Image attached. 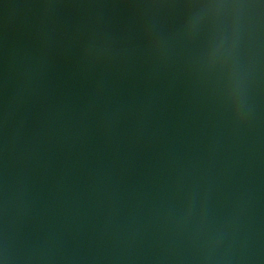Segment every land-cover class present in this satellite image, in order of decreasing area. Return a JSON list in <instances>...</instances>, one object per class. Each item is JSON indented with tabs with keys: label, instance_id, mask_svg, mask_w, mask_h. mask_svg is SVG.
I'll list each match as a JSON object with an SVG mask.
<instances>
[{
	"label": "water",
	"instance_id": "1",
	"mask_svg": "<svg viewBox=\"0 0 264 264\" xmlns=\"http://www.w3.org/2000/svg\"><path fill=\"white\" fill-rule=\"evenodd\" d=\"M0 264H264V0H0Z\"/></svg>",
	"mask_w": 264,
	"mask_h": 264
}]
</instances>
